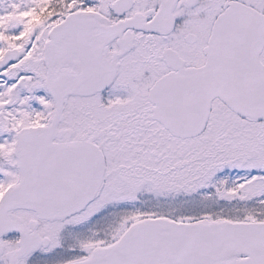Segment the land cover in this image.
I'll list each match as a JSON object with an SVG mask.
<instances>
[{
    "label": "snow or ice",
    "instance_id": "1",
    "mask_svg": "<svg viewBox=\"0 0 264 264\" xmlns=\"http://www.w3.org/2000/svg\"><path fill=\"white\" fill-rule=\"evenodd\" d=\"M0 264H264V0H0Z\"/></svg>",
    "mask_w": 264,
    "mask_h": 264
}]
</instances>
